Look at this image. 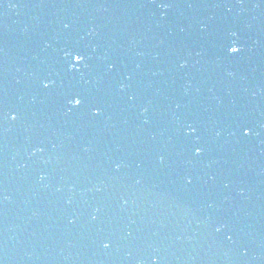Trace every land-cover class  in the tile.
<instances>
[{
    "label": "water",
    "instance_id": "water-1",
    "mask_svg": "<svg viewBox=\"0 0 264 264\" xmlns=\"http://www.w3.org/2000/svg\"><path fill=\"white\" fill-rule=\"evenodd\" d=\"M0 264H264V0H0Z\"/></svg>",
    "mask_w": 264,
    "mask_h": 264
}]
</instances>
